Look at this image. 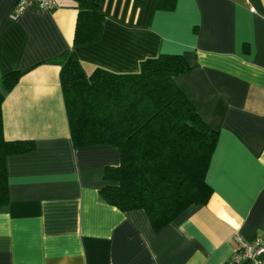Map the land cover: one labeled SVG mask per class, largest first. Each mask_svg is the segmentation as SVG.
I'll list each match as a JSON object with an SVG mask.
<instances>
[{"label": "crops", "instance_id": "1", "mask_svg": "<svg viewBox=\"0 0 264 264\" xmlns=\"http://www.w3.org/2000/svg\"><path fill=\"white\" fill-rule=\"evenodd\" d=\"M40 11L0 0V78L24 73L2 104L8 140L30 151L6 158L8 203L0 209V264H223L239 234L264 239V0H96L99 37L73 45V0ZM72 50L83 69L135 72L160 53L184 56L176 77L198 115L218 132L206 171L208 201L160 229L143 208L100 198L112 144L74 147L60 60ZM261 264H264L262 262Z\"/></svg>", "mask_w": 264, "mask_h": 264}, {"label": "trees", "instance_id": "2", "mask_svg": "<svg viewBox=\"0 0 264 264\" xmlns=\"http://www.w3.org/2000/svg\"><path fill=\"white\" fill-rule=\"evenodd\" d=\"M73 2V45L96 40L104 18L96 0ZM173 6L174 0L158 1L159 8ZM189 70L184 56L176 53L146 57L135 72L98 66L87 73L72 50L60 60L72 144H112L119 149V164L105 168L100 198L121 210L145 209L156 230L188 206L206 203L212 193L206 171L218 132L176 84V77ZM23 73L11 70L0 78V209L8 203L7 156L34 148L33 140H8L3 132L4 98Z\"/></svg>", "mask_w": 264, "mask_h": 264}, {"label": "built area", "instance_id": "3", "mask_svg": "<svg viewBox=\"0 0 264 264\" xmlns=\"http://www.w3.org/2000/svg\"><path fill=\"white\" fill-rule=\"evenodd\" d=\"M28 5H35L38 10L46 11L57 7L56 0H16L13 15L17 16L24 11ZM237 246L233 254L223 264H241L249 261L250 264H261L264 260L257 257L264 253V239L256 237L246 240L241 235H236Z\"/></svg>", "mask_w": 264, "mask_h": 264}, {"label": "water", "instance_id": "4", "mask_svg": "<svg viewBox=\"0 0 264 264\" xmlns=\"http://www.w3.org/2000/svg\"><path fill=\"white\" fill-rule=\"evenodd\" d=\"M257 260H264V253H262L260 256L257 257Z\"/></svg>", "mask_w": 264, "mask_h": 264}]
</instances>
